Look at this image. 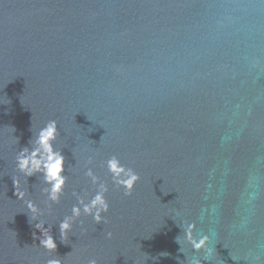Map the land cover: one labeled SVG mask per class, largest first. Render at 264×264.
Listing matches in <instances>:
<instances>
[{
	"label": "water",
	"instance_id": "obj_1",
	"mask_svg": "<svg viewBox=\"0 0 264 264\" xmlns=\"http://www.w3.org/2000/svg\"><path fill=\"white\" fill-rule=\"evenodd\" d=\"M49 121L56 202L17 167ZM112 156L139 176L129 196ZM102 188L97 223L79 202ZM50 259L264 264V0H0V264Z\"/></svg>",
	"mask_w": 264,
	"mask_h": 264
},
{
	"label": "clouds",
	"instance_id": "obj_2",
	"mask_svg": "<svg viewBox=\"0 0 264 264\" xmlns=\"http://www.w3.org/2000/svg\"><path fill=\"white\" fill-rule=\"evenodd\" d=\"M56 138V122L49 121L43 128L40 129L36 141L35 147L29 152L27 148L23 149L17 157V167L20 172L25 176L31 177L36 173H41L44 177V183L49 185L48 195L49 199L53 202L58 201L61 190L65 184V177L62 175L64 172V157L59 152H54L52 149V141ZM107 168L109 173L112 175L115 182L124 188L125 195H131L135 184L139 180V176L131 169L125 168L121 164L120 160L116 156H112L107 161ZM91 175V173H88ZM14 187L18 188L19 184L17 181H13ZM103 191L101 189L89 203L83 205V212L86 215H92L93 219L99 223L101 221V212H107L108 206L106 201L103 199ZM17 199H23V193L15 192ZM29 213H35L36 209L31 202L26 204ZM74 216H79L80 208L74 207ZM37 230L42 229L41 224L36 225ZM70 224L67 219L61 222L60 232L61 238L65 239ZM195 230L194 224H189L184 229V239L191 245L193 251L199 253L201 249L208 255H213L215 249L209 248L210 236L205 234L195 239L192 233ZM43 239L40 240L39 246L44 248L47 252H54L56 244L53 238L47 234L46 230L42 231ZM111 234L109 233V236ZM178 242V241H177ZM179 243V242H178ZM47 264H61L59 259H50ZM89 264H95V261H90ZM195 264H200V260H197Z\"/></svg>",
	"mask_w": 264,
	"mask_h": 264
}]
</instances>
